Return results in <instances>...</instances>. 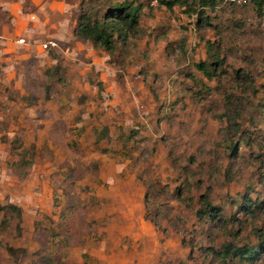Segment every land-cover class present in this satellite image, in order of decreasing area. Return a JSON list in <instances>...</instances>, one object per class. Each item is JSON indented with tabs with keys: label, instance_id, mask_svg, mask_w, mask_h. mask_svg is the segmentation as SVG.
Instances as JSON below:
<instances>
[{
	"label": "rangeland",
	"instance_id": "rangeland-1",
	"mask_svg": "<svg viewBox=\"0 0 264 264\" xmlns=\"http://www.w3.org/2000/svg\"><path fill=\"white\" fill-rule=\"evenodd\" d=\"M68 1L65 38L0 59V264H264L258 6L126 0L139 27L109 52L70 34L117 0Z\"/></svg>",
	"mask_w": 264,
	"mask_h": 264
},
{
	"label": "trees",
	"instance_id": "trees-1",
	"mask_svg": "<svg viewBox=\"0 0 264 264\" xmlns=\"http://www.w3.org/2000/svg\"><path fill=\"white\" fill-rule=\"evenodd\" d=\"M159 5L164 6L168 10H172L176 5H187L186 0H156ZM219 0H199L201 6L213 7ZM258 6L261 11L260 0H254L253 3ZM82 10L78 19L77 27L74 30V37L82 42H89L93 46L103 48L106 51H112L115 48L116 41H125L128 34L135 33L139 27V17L142 9L141 4H134L133 2L128 3L125 1H115L111 6H105L104 3L100 2V6L94 11V7ZM190 8V7H188ZM100 10V11H99ZM190 10H193L190 8ZM103 12L101 18L98 14ZM207 46L211 48V44L207 43ZM215 55H208L214 59ZM212 64L206 65L205 63L199 62L195 65V68L207 73V70L211 68ZM104 134L101 135L103 137ZM12 210H17L13 206H8ZM210 211L214 208L209 205ZM6 207L0 205V212L5 211ZM214 212V211H213ZM208 214V212H205ZM210 217L213 215L208 214ZM264 249V242H260ZM222 252L225 256L232 254L234 257L238 258L240 261H252L257 259L258 250H253L248 247L236 248L231 245H226L222 247ZM261 251L260 253H262Z\"/></svg>",
	"mask_w": 264,
	"mask_h": 264
},
{
	"label": "crops",
	"instance_id": "crops-1",
	"mask_svg": "<svg viewBox=\"0 0 264 264\" xmlns=\"http://www.w3.org/2000/svg\"><path fill=\"white\" fill-rule=\"evenodd\" d=\"M71 7L74 6L68 0H27L25 4L19 0H0V59L22 60L30 55L35 39L42 37L36 36L37 32L63 37ZM70 37L75 40L73 33Z\"/></svg>",
	"mask_w": 264,
	"mask_h": 264
},
{
	"label": "built area",
	"instance_id": "built-area-1",
	"mask_svg": "<svg viewBox=\"0 0 264 264\" xmlns=\"http://www.w3.org/2000/svg\"><path fill=\"white\" fill-rule=\"evenodd\" d=\"M227 3L229 4H233V5H246L249 4L251 2H253L254 0H225ZM260 4H261V25L264 27V0H260ZM19 43H24L23 40H19ZM49 46H55V44L53 42H48V43H44L42 45V49H47Z\"/></svg>",
	"mask_w": 264,
	"mask_h": 264
}]
</instances>
